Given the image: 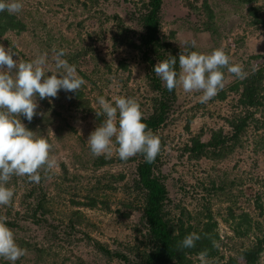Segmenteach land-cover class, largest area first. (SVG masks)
<instances>
[{
  "label": "rangeland",
  "instance_id": "obj_1",
  "mask_svg": "<svg viewBox=\"0 0 264 264\" xmlns=\"http://www.w3.org/2000/svg\"><path fill=\"white\" fill-rule=\"evenodd\" d=\"M148 2L24 0L17 15L26 29L0 33V44L12 46L14 59L21 61L39 54L51 57L53 50L64 49V58L87 82L80 98L63 90L54 98L37 96L31 122L20 115L26 127L53 144L58 165L54 174L41 170L39 183L27 176L10 181L15 195L10 205L0 206V214L7 215L17 243L26 249L16 264H143L151 244L145 195L136 184L142 156L122 161L114 152L110 163L98 166L102 156L91 154L87 138L103 119L95 112L98 96L134 97L144 117L162 97L153 68L163 60L142 40ZM250 6L262 22L255 23ZM161 35L179 55L186 54L184 41L194 39L193 50L207 53L222 47L246 71L258 68L264 64V0H163ZM225 76L227 97L222 99L220 91L207 103L199 102L201 93H185L177 86L167 100L166 121L154 131L161 139L156 173L168 190L170 218L192 223L194 232L210 221L219 232V253L194 255L193 264H244L245 249L264 245L262 111H256L258 119L234 147L202 154L190 149L193 138L205 141L213 131H230L229 120L241 112L239 94L229 90L237 78L226 70ZM43 196L48 211L37 221L35 204ZM91 196L98 199L95 207L85 205ZM260 258L264 264V247ZM0 264L9 262L0 258Z\"/></svg>",
  "mask_w": 264,
  "mask_h": 264
},
{
  "label": "clouds",
  "instance_id": "obj_2",
  "mask_svg": "<svg viewBox=\"0 0 264 264\" xmlns=\"http://www.w3.org/2000/svg\"><path fill=\"white\" fill-rule=\"evenodd\" d=\"M24 0H0V12L14 15L22 11ZM186 54L169 56L154 65L153 71L169 91L180 86L185 93L199 92L200 103H207L225 87L227 73L239 80L248 72L231 61L220 47L211 52L193 50L196 41L185 40ZM13 47L0 44V206H8L14 198L11 179L27 176L32 182L41 181V170L53 173L58 161L52 155L53 144L45 135L29 129L20 119L23 115L31 122L40 99L54 98L58 92L78 93L87 82L75 65L65 58L64 49L53 50L49 57L39 54L28 60L14 59ZM50 73V74H49ZM97 117H103L87 138L94 157L112 158L114 152L122 161L143 154L145 162L152 163L161 152V139L148 128L139 101L134 97L120 96L108 100L96 99ZM196 232L186 235L180 248H192L200 239ZM214 246L216 245L215 242ZM26 255L19 246L7 215L0 214V258L9 264Z\"/></svg>",
  "mask_w": 264,
  "mask_h": 264
},
{
  "label": "trees",
  "instance_id": "obj_3",
  "mask_svg": "<svg viewBox=\"0 0 264 264\" xmlns=\"http://www.w3.org/2000/svg\"><path fill=\"white\" fill-rule=\"evenodd\" d=\"M255 0H244L246 3H252ZM146 2H143V4ZM163 7V0H149L147 3L148 10L142 18V24L145 26L147 33L142 36L148 50L150 47L155 52L159 53L162 60L169 56L177 57L176 69L179 72L178 57L179 54L174 49L171 42L166 41L165 37L161 35V10ZM252 15L256 17L255 23H260L262 20L257 15V10L254 6L249 8ZM26 23L17 14L10 15L7 11L0 12V33L3 34L8 30L24 31ZM126 67V64H125ZM248 76L246 79H235L230 85L229 90L239 94V107L241 112L235 114L229 120L231 130L224 132L223 129L213 131L209 139L202 141L201 138L192 139V147L190 149L197 154L205 153L207 150H215L217 148L229 149L237 145L241 133L253 121L258 119L256 111L261 110L264 115V64L258 68L247 70ZM157 89L162 92V97L159 99L155 111L148 117H144V122L148 128L153 132L158 130L166 121V114L168 111V99L170 94L174 97V90L169 91L166 86L162 84L160 78L154 79ZM76 98L81 97V93L75 94ZM222 99L227 97V91L222 90L219 94ZM263 122V119H259ZM221 149V150H222ZM220 150V151H221ZM138 163L139 179L136 181L137 189L144 193L145 205L144 215L149 228V242L151 244L150 250L145 254L143 264H193L192 256L204 255L214 257L219 253L217 246L214 243L219 238V232L215 231L216 223L207 222L205 226L199 230L200 239L195 242L192 248H180L179 244L183 238L193 233V224L186 222L183 218L179 222H174L167 211L168 190L156 173L158 162L160 161V153L152 163L145 162L143 154ZM104 156L97 162L98 166L106 165L109 162ZM31 193V192H30ZM30 195V194H29ZM43 196L36 202L34 209V219L40 221L47 208L45 207V199ZM88 206L95 207L98 205V199L94 196L89 198ZM76 205L83 204L81 201L75 200ZM40 212V215H39ZM247 223L249 221L245 219ZM11 223V222H8ZM243 222L240 223L242 225ZM238 233H243L238 229ZM264 245L260 244L250 249H245L242 252L244 264H260V253ZM123 257H125L123 255ZM234 264H238L236 260H232Z\"/></svg>",
  "mask_w": 264,
  "mask_h": 264
}]
</instances>
